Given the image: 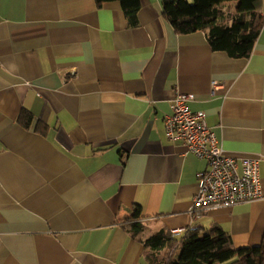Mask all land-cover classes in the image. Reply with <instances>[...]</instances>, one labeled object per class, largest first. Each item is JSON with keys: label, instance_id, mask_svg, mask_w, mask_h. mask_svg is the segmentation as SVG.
<instances>
[{"label": "crops", "instance_id": "0c3cea01", "mask_svg": "<svg viewBox=\"0 0 264 264\" xmlns=\"http://www.w3.org/2000/svg\"><path fill=\"white\" fill-rule=\"evenodd\" d=\"M140 3L132 23L119 0H0V264H154L134 221L180 246L216 224L236 247L262 242L264 194L193 215L208 161L165 117L193 95L229 156L260 159L264 193V26L233 58L204 30L178 33L162 0Z\"/></svg>", "mask_w": 264, "mask_h": 264}, {"label": "trees", "instance_id": "16d2710c", "mask_svg": "<svg viewBox=\"0 0 264 264\" xmlns=\"http://www.w3.org/2000/svg\"><path fill=\"white\" fill-rule=\"evenodd\" d=\"M105 1L97 0L101 6ZM132 23L140 9V0H119ZM228 0H162L163 15L178 33L204 30L214 50L226 51L233 58H248L264 26L261 11L262 0H239L238 12L224 22V3ZM33 120L30 111L24 109L20 121L27 127ZM140 217L138 208L131 219ZM133 235L151 250L154 264H264V237L259 245L236 247L231 234L215 225L204 235L191 229L181 244L170 231L160 230L145 236L146 225L134 221ZM168 247L161 256V249Z\"/></svg>", "mask_w": 264, "mask_h": 264}, {"label": "built area", "instance_id": "2783aa9c", "mask_svg": "<svg viewBox=\"0 0 264 264\" xmlns=\"http://www.w3.org/2000/svg\"><path fill=\"white\" fill-rule=\"evenodd\" d=\"M214 90L222 85L213 81ZM191 94L178 93L172 112L165 117L170 140L186 146L188 151L206 159L209 167L199 173L200 188L195 194L192 213L198 217L211 209L252 202L263 196L260 159L234 158L223 148L217 132L207 122L206 113L193 111Z\"/></svg>", "mask_w": 264, "mask_h": 264}, {"label": "rangeland", "instance_id": "374dc122", "mask_svg": "<svg viewBox=\"0 0 264 264\" xmlns=\"http://www.w3.org/2000/svg\"><path fill=\"white\" fill-rule=\"evenodd\" d=\"M189 1L192 2L193 0H189ZM180 248H181V246L178 249L175 250L174 255L177 256L179 254Z\"/></svg>", "mask_w": 264, "mask_h": 264}]
</instances>
